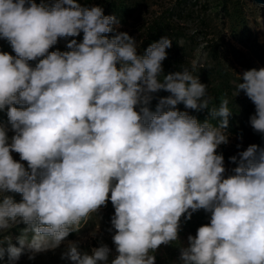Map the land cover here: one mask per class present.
<instances>
[{
	"label": "clouds",
	"instance_id": "9594fccd",
	"mask_svg": "<svg viewBox=\"0 0 264 264\" xmlns=\"http://www.w3.org/2000/svg\"><path fill=\"white\" fill-rule=\"evenodd\" d=\"M118 24L76 0L51 7L0 0V38L16 54L0 52V111L7 108L14 132L9 138L0 124V236L26 225L19 247L10 236L0 239V260L55 250L110 199L118 253L111 264H155L152 253L177 241L181 217L199 209L211 213L210 223L188 236L182 264H264V148L252 144L239 160L230 157L238 166L225 178L216 150L228 143L229 101L210 109L211 118H222L216 126L176 109H208L207 85L188 68L161 80L172 40L163 36L138 55L128 33L106 35ZM81 32L70 51L49 52L58 38ZM239 78L235 96L243 90L254 103L250 124L264 133V68ZM160 90L170 95L153 113L147 105ZM109 253L107 245L81 253L69 242L61 258L107 264Z\"/></svg>",
	"mask_w": 264,
	"mask_h": 264
},
{
	"label": "rangeland",
	"instance_id": "374dc122",
	"mask_svg": "<svg viewBox=\"0 0 264 264\" xmlns=\"http://www.w3.org/2000/svg\"><path fill=\"white\" fill-rule=\"evenodd\" d=\"M56 0H35L38 5L43 3L51 7ZM80 6L91 8L99 6L104 15L115 16L119 24L114 25L115 31L106 34L112 38L118 32H126L134 38L137 44V54L144 55L146 49L161 37L167 36L172 40V46L166 50L167 57L162 62L163 73L160 77L188 68L199 81L207 85L206 95L209 98V108L200 111L187 109L183 103L176 105L181 112H188L200 123L209 120L214 126L222 119L210 116V109L219 108L220 103L227 99L230 115L228 127V143L221 144L216 154L223 155L225 178L234 175L233 169L238 163L230 161V157L237 156L248 146L255 144L264 148V133L256 132L250 117L255 114L254 103L241 90L235 96L236 86L242 83L243 73L247 70L264 68V6L250 0H76ZM75 39L82 42L83 32L76 37L58 38L49 52L70 51L67 44ZM0 52L14 53L10 43L0 38ZM29 61L35 67L40 59ZM193 64L196 65L193 71ZM170 93L160 90L152 94L147 105L149 110L156 112L161 98ZM20 107V106H19ZM139 111V106L136 109ZM0 124L7 128V135L11 138L14 132L8 123L7 114L0 111ZM13 159L24 164L18 153L12 152ZM16 202L22 200L19 193H7ZM110 195V194H109ZM115 209L110 201L93 213L87 223L81 222L78 231L71 232L55 250L39 253L29 260L30 253L25 250L20 258L11 264H72L68 259H62L69 242H75L81 253L92 255V249L107 245L110 249L107 264L116 258V246L113 235L116 230L111 225V218ZM211 213L204 209L194 212L190 219L183 216L180 220L178 239L169 245H161L152 253L155 264H182L180 249L188 246V236H195L200 226L210 223ZM26 227L19 224L0 236H10L11 243L19 247L17 237ZM31 234H29V239ZM7 247V245H4ZM0 264H10L7 254ZM103 264V262H98Z\"/></svg>",
	"mask_w": 264,
	"mask_h": 264
},
{
	"label": "water",
	"instance_id": "95a60500",
	"mask_svg": "<svg viewBox=\"0 0 264 264\" xmlns=\"http://www.w3.org/2000/svg\"><path fill=\"white\" fill-rule=\"evenodd\" d=\"M250 1H253L260 6H264V0H250Z\"/></svg>",
	"mask_w": 264,
	"mask_h": 264
},
{
	"label": "trees",
	"instance_id": "16d2710c",
	"mask_svg": "<svg viewBox=\"0 0 264 264\" xmlns=\"http://www.w3.org/2000/svg\"><path fill=\"white\" fill-rule=\"evenodd\" d=\"M17 107H19V105H17ZM2 112L5 114H7V108H5L4 110H2Z\"/></svg>",
	"mask_w": 264,
	"mask_h": 264
}]
</instances>
